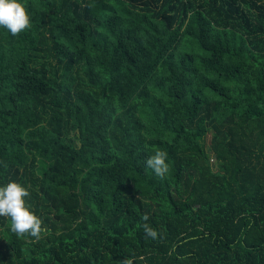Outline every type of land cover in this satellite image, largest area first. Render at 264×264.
<instances>
[{"label": "trees", "instance_id": "obj_1", "mask_svg": "<svg viewBox=\"0 0 264 264\" xmlns=\"http://www.w3.org/2000/svg\"><path fill=\"white\" fill-rule=\"evenodd\" d=\"M18 2L0 186L26 187L46 231L0 217V264H264V0Z\"/></svg>", "mask_w": 264, "mask_h": 264}, {"label": "clouds", "instance_id": "obj_2", "mask_svg": "<svg viewBox=\"0 0 264 264\" xmlns=\"http://www.w3.org/2000/svg\"><path fill=\"white\" fill-rule=\"evenodd\" d=\"M26 8L18 0H0V25L8 30L13 36L18 35L31 27ZM167 153L156 149L154 154L145 160V167L151 169L154 174L163 179L169 171L166 163ZM31 193L17 182L10 181L5 186H0V217L11 220L10 230L17 236H25L39 240L45 233L43 221L38 217L27 203ZM149 217L145 215L144 221ZM141 227L147 237L156 239L157 232L149 225ZM122 264H132L131 260H125Z\"/></svg>", "mask_w": 264, "mask_h": 264}, {"label": "rangeland", "instance_id": "obj_3", "mask_svg": "<svg viewBox=\"0 0 264 264\" xmlns=\"http://www.w3.org/2000/svg\"><path fill=\"white\" fill-rule=\"evenodd\" d=\"M209 141H210V136L207 138V140H205V141L203 142V146H204V144L206 143V145H205V149H204L206 153H209V149H208ZM209 155H210V164H211V166H212L213 171L218 170V169H219V166L216 164V161H215V159H214V156H213L212 154H209Z\"/></svg>", "mask_w": 264, "mask_h": 264}]
</instances>
